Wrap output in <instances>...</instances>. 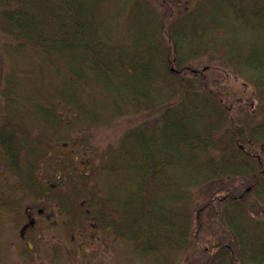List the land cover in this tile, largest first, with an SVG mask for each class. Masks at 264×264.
<instances>
[{"label": "trees", "instance_id": "16d2710c", "mask_svg": "<svg viewBox=\"0 0 264 264\" xmlns=\"http://www.w3.org/2000/svg\"><path fill=\"white\" fill-rule=\"evenodd\" d=\"M23 228L15 264H264V0H0V264Z\"/></svg>", "mask_w": 264, "mask_h": 264}, {"label": "rangeland", "instance_id": "374dc122", "mask_svg": "<svg viewBox=\"0 0 264 264\" xmlns=\"http://www.w3.org/2000/svg\"><path fill=\"white\" fill-rule=\"evenodd\" d=\"M246 95L249 97V91L246 92ZM117 136L118 135H116L114 137H111L110 136V137H108V139H111V138H114L115 139ZM33 231L35 233H38V234H40L42 232L40 227H37ZM12 233L13 234L9 235V237H7V239L5 241V252H6V255L9 256V258L11 259V261L13 262V264H15L16 263V258L14 257V255H15L14 250L16 249V246L14 244V237H16V233L21 234L22 237H29L30 232H29L28 229L23 228L22 230H20V229L15 230ZM36 237H37V235H36ZM178 260H179L180 263H182L185 260V256L184 255L180 256L178 258Z\"/></svg>", "mask_w": 264, "mask_h": 264}]
</instances>
